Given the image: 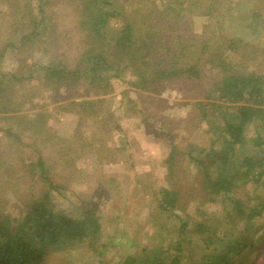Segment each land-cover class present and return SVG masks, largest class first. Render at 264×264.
Returning <instances> with one entry per match:
<instances>
[{
    "label": "rangeland",
    "instance_id": "rangeland-1",
    "mask_svg": "<svg viewBox=\"0 0 264 264\" xmlns=\"http://www.w3.org/2000/svg\"><path fill=\"white\" fill-rule=\"evenodd\" d=\"M26 1L0 0V87L14 107L19 105L15 113L0 112V116H17L10 120L0 119V215L20 218L31 201L42 199L49 191L51 194L46 198L54 209L77 218L89 214L99 225L93 247L88 244L89 236L74 243L73 254L80 260L74 264H123L127 255L139 260L143 256L151 258L155 247H166L175 239L178 222L171 213L161 211L156 201L158 190L168 186L179 191L180 211L177 214L187 221L188 230L182 244L183 264H198L204 253L210 259L215 251H205L201 242L207 233H196L193 225L205 221L211 225V230L214 229L231 205L225 201L203 202V196L196 194L194 189L197 174L183 152L189 144L208 148L218 135L216 127L222 124L221 119L205 104L208 118L202 120L203 109L196 105V101L213 100L202 94L210 87L213 76L206 75L198 80L200 86L196 92L191 91V82L184 78L162 87L154 86V90L124 85L113 91L97 92L82 81L58 89L59 83L47 78L39 67L56 61L76 63L84 45L81 7L73 6L71 0L52 1L46 7L52 24L47 22V30L39 28L37 37L20 45L19 28L15 26L16 32H12L13 23L9 17H4L16 8L27 7L23 6ZM114 1L112 7L121 14L108 21L106 34L109 38L114 37L125 22L128 8L135 6L134 0ZM235 2L224 0L221 6L225 17L239 18L242 12ZM200 7L201 10H196L189 19L190 26L183 28L191 35H199L197 39L204 36L202 27L208 21ZM250 8L255 15L257 12L261 16H256L253 24L249 22L246 33L231 20L226 43L232 46L226 48L225 53L235 69L256 71L264 77V5L249 4L247 9ZM32 12L38 19L39 14ZM22 29L25 32L29 26H22ZM236 36L248 42L244 47L248 50L245 55L239 52L243 43L238 44ZM7 39L13 41L14 46L5 47ZM14 76L20 79L15 80ZM95 99L100 103L94 105L95 110L90 111L89 117H82L79 107H66L70 101ZM223 104L232 106L234 103L224 101ZM39 111L45 116L46 128L52 135L45 144L31 141L27 134L22 141L16 140L2 127H15L12 125L15 120H30ZM253 127V124L247 126L246 136H254ZM250 145V142L246 145L247 152L258 154L259 148ZM172 147H176V154L170 166L168 158ZM38 156L43 158L50 179L58 185L55 190H49L32 167L31 170L24 167L35 162ZM240 169L242 166L235 161L229 172L237 173ZM263 188L248 183L235 189L231 196L251 206L257 198H264ZM251 223L249 234L243 236L248 241L246 246L227 261L228 264L249 261L250 264H264V240L252 241L259 235L264 236V211ZM243 224H237V229ZM227 227L223 224L221 228L228 230ZM101 245L102 253L98 257L97 249L95 252L93 249ZM48 259L46 264H60L63 258L57 252ZM208 264H217V258L209 260Z\"/></svg>",
    "mask_w": 264,
    "mask_h": 264
},
{
    "label": "trees",
    "instance_id": "trees-1",
    "mask_svg": "<svg viewBox=\"0 0 264 264\" xmlns=\"http://www.w3.org/2000/svg\"><path fill=\"white\" fill-rule=\"evenodd\" d=\"M52 1L54 0H27L23 5L27 7L16 8L12 14L4 17H9L13 23L12 32H16L15 26L19 28L17 32L20 45L37 37L39 28L47 30V22L52 24L46 13V7ZM71 2L76 8L81 7L83 14L80 15L81 20L83 19L80 20V26L84 36L81 53L74 64L56 61L39 67L47 78L59 83L56 85L58 89L82 81L97 92L113 91L124 85L151 90L154 86L162 87L166 83H174L184 78L191 82V91L196 92L200 86L198 80L206 75L213 76L208 90L202 92L204 98L213 100L207 103L196 101V105L203 109L202 120L208 118L205 104L211 107L210 110L216 118L221 119L222 124L216 127L218 135L212 140L210 147L201 148L189 144L183 153L192 162L191 166L197 174L198 180L194 189L196 194L203 196V202L225 201L231 205L214 229L211 230V225L205 224V221L193 225L196 233H207L201 241L205 251H215L210 259L204 253L198 264H208L215 257L217 264H228L246 246L248 241L243 236L249 234V226L253 225L251 222L264 211V198H257L256 203L247 206L241 199L231 196L235 189L248 183L264 187V181L261 182L264 178V77L256 71H239L234 68L233 61L225 53L226 48L232 46V43H226L227 30L232 20L246 33L248 25L253 24L251 22L256 16H261L257 12L255 15L251 8L247 9L248 5H264V0H236L235 5L240 6L239 10L243 13H240L238 19L233 15L225 17L221 6L224 0H134L135 6L128 8L125 22L117 29L114 37L110 38L106 34L108 21L121 14L112 7L114 0ZM200 6L208 21L202 27L205 29L204 36L197 39L199 35H191L183 31V28L184 25L190 26L187 23L196 10H201ZM28 7L30 9L27 11ZM31 9L39 14L38 19L34 18ZM22 26H29V29L22 32ZM176 31L177 35L173 36ZM235 39L238 44L243 43V49L239 52L245 55L248 50L244 47L248 42L240 36ZM235 39L228 41L235 42ZM12 42L7 39L5 47L14 46ZM14 79L19 80L20 77L14 76ZM0 93V112L15 113V108L18 109L19 105L14 107L9 102L2 87ZM224 101L234 104L226 106ZM98 103L99 99L78 100L66 103V107H79L78 113L82 117H89L90 111L95 110L94 105ZM15 118L17 116H0L4 120ZM249 124H253L255 131L254 136L250 137L245 135ZM12 125L15 127H2L6 134L16 140L22 141L27 134L31 141L45 144L52 138L41 111L34 113L30 120H15ZM249 142L253 148H259L258 154L247 152L246 145ZM175 152L176 147H172L168 158L170 166L173 165ZM235 161L242 169L231 174L229 169ZM44 163L43 158L38 156L35 162L25 164L24 167L27 170L32 167V171L40 175L47 188L55 190L58 185L48 176ZM48 194L51 192L47 191L42 199L31 201L20 218L0 215V264H46L48 258L57 252L62 254L60 264H74L79 260L73 254L76 241L89 236L91 239L88 244L92 247L96 244L95 235L99 230L97 221L89 214L77 218L54 209L46 198ZM178 199L179 191L175 189L165 186L158 190V208L165 213H171L178 222V232L172 243L166 247H155L151 258L143 256L139 260L127 255L123 264H183L185 255L182 244L188 227L187 221L177 214L180 211ZM241 222L244 224L237 229V224ZM223 224L229 226L228 230L221 228ZM209 230L212 232L211 236L208 235ZM261 240H264V236L259 235L252 241ZM101 247L103 246L93 249L94 252L97 249L98 257L102 253ZM257 248L261 251L259 245ZM206 259L208 260L205 261ZM246 264H250V261Z\"/></svg>",
    "mask_w": 264,
    "mask_h": 264
}]
</instances>
